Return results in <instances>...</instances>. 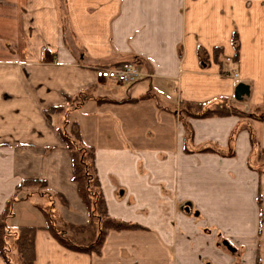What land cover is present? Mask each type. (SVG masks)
Here are the masks:
<instances>
[{
    "label": "crops",
    "instance_id": "obj_1",
    "mask_svg": "<svg viewBox=\"0 0 264 264\" xmlns=\"http://www.w3.org/2000/svg\"><path fill=\"white\" fill-rule=\"evenodd\" d=\"M129 64L134 85L96 77ZM219 100L263 116L189 119V136L181 104ZM66 119L109 216L140 227L108 231L98 252L46 228L91 221ZM9 203L12 230L38 229L35 264H264V0H0V216Z\"/></svg>",
    "mask_w": 264,
    "mask_h": 264
},
{
    "label": "trees",
    "instance_id": "obj_2",
    "mask_svg": "<svg viewBox=\"0 0 264 264\" xmlns=\"http://www.w3.org/2000/svg\"><path fill=\"white\" fill-rule=\"evenodd\" d=\"M82 95L75 99H67L69 110L79 108L83 104ZM65 108H53L50 112L63 113ZM263 116V110H257L253 115L242 113L233 107L228 100H219L209 104L201 103H182L179 111L181 122L187 134L190 136L191 130L188 124L189 119H208L238 116L240 118H254ZM67 147L73 152L74 169L73 178L79 186V193L85 200L91 215V221L87 227L77 229L75 227H59L52 219H48L46 228L53 236L66 248L77 252H98L102 245L104 236L110 230H135L140 227L129 223L120 222L112 219L107 211L101 185L95 175L94 156L92 149L86 147L76 124L71 125L65 120V127L62 131ZM35 181V184H38ZM41 184V183H40ZM12 203H9L5 214L0 216V254L6 264H35V235L37 228L23 227L12 230L9 220L14 216L11 211ZM97 222V225L95 223ZM90 230H96L97 236L90 244H79L74 240V235L83 234Z\"/></svg>",
    "mask_w": 264,
    "mask_h": 264
},
{
    "label": "built area",
    "instance_id": "obj_3",
    "mask_svg": "<svg viewBox=\"0 0 264 264\" xmlns=\"http://www.w3.org/2000/svg\"><path fill=\"white\" fill-rule=\"evenodd\" d=\"M95 74L99 80L112 81L122 86L134 85L142 78L140 70L132 64L116 69H97ZM233 77L237 78L238 75L233 73Z\"/></svg>",
    "mask_w": 264,
    "mask_h": 264
},
{
    "label": "water",
    "instance_id": "obj_4",
    "mask_svg": "<svg viewBox=\"0 0 264 264\" xmlns=\"http://www.w3.org/2000/svg\"><path fill=\"white\" fill-rule=\"evenodd\" d=\"M251 94L250 87L244 83H240L237 85L235 90V100L238 102H242L245 97H249ZM223 245L232 253L235 252V249L225 241Z\"/></svg>",
    "mask_w": 264,
    "mask_h": 264
},
{
    "label": "rangeland",
    "instance_id": "obj_5",
    "mask_svg": "<svg viewBox=\"0 0 264 264\" xmlns=\"http://www.w3.org/2000/svg\"><path fill=\"white\" fill-rule=\"evenodd\" d=\"M126 89H128L127 87H124L123 88V90H126ZM95 225H97V222L95 223ZM83 238H85L84 240V242H85V244H83V245H86V244H88V243H91V242H93L94 240L90 237V236H83ZM82 239V238H81ZM74 240L77 242V243H79L80 241H79V239H76V237H74ZM83 241V240H82ZM83 242V243H84ZM79 244H82V243H79ZM87 246V245H86Z\"/></svg>",
    "mask_w": 264,
    "mask_h": 264
}]
</instances>
